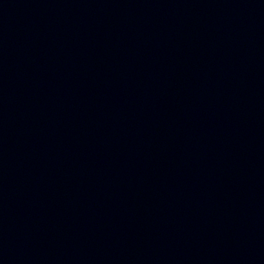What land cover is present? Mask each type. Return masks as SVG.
I'll return each mask as SVG.
<instances>
[{
	"label": "water",
	"instance_id": "95a60500",
	"mask_svg": "<svg viewBox=\"0 0 264 264\" xmlns=\"http://www.w3.org/2000/svg\"><path fill=\"white\" fill-rule=\"evenodd\" d=\"M264 200V0H0V264H183Z\"/></svg>",
	"mask_w": 264,
	"mask_h": 264
}]
</instances>
